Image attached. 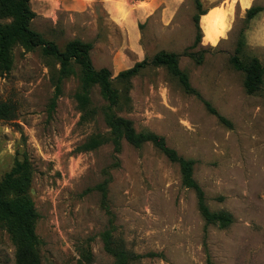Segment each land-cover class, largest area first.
Returning <instances> with one entry per match:
<instances>
[{"label": "rangeland", "instance_id": "374dc122", "mask_svg": "<svg viewBox=\"0 0 264 264\" xmlns=\"http://www.w3.org/2000/svg\"><path fill=\"white\" fill-rule=\"evenodd\" d=\"M125 1L150 10L137 22L135 48L124 29L102 20L94 28L76 25L63 12L55 23L34 16L28 27L60 51L73 39L89 43L93 69L106 68L118 91L113 114L128 119L136 132L161 136L191 160L207 208L233 221L224 229L205 225L176 164L150 144L113 142L103 121L107 104L96 86L79 111L76 65L70 64L56 91L57 62L39 47L26 51L13 43L10 68L0 74V101L15 107L12 120L0 121V179L14 160L26 161L39 264H111L100 240L106 230L124 250L143 256L133 264H205L206 258L212 264H264V73L259 90L246 95L243 74L228 61L241 38V62L255 57L264 68V0H200L217 10L201 18L194 47L193 0ZM251 6L262 10L245 21ZM10 21L0 18L1 25ZM159 51L177 55L190 87L230 127L184 93L162 66L148 64L126 82L113 80ZM96 135L106 141L81 151ZM0 264H14V247L1 230Z\"/></svg>", "mask_w": 264, "mask_h": 264}, {"label": "trees", "instance_id": "16d2710c", "mask_svg": "<svg viewBox=\"0 0 264 264\" xmlns=\"http://www.w3.org/2000/svg\"><path fill=\"white\" fill-rule=\"evenodd\" d=\"M30 0H0V18H9L8 24H0V74L6 73L10 68V46L19 43L21 47L28 51L36 47L41 49L44 56L52 57L59 65L58 78L54 84L55 90L61 79L68 73L70 64L79 68V92L75 95V100L79 111L84 112L89 105L88 92L91 87L96 86L100 97L106 102L103 112V121L108 129V133L116 144L123 140L133 148H139L142 144H150L168 162L176 164L180 175V183L184 188L193 191L197 211L203 219L205 225L216 226L224 229L231 225L233 219L230 214L218 211H210L206 204L202 190L192 178L193 162L186 160L169 148L164 139L153 133L136 132L132 123L125 118L115 116L112 112L119 100V94L112 87V79L106 68L94 70L89 58L91 45L80 40L73 39L67 42L60 51L52 42L44 40L38 33L28 27L29 21L35 16L29 7ZM194 13L191 22L194 29L192 47L196 46L201 39L199 28L200 19L206 15L210 8L203 7L200 0H193ZM261 7L251 6L245 10V21L251 20ZM243 40L239 38L233 54L228 61L235 71L243 74L242 87L246 95H252L259 90L262 83L264 68L255 57H251L247 63L243 64L239 58ZM187 56L192 57L191 54ZM153 67L162 66L174 77L184 93L193 95L203 105L206 112L214 116L217 121L230 127L228 121L219 116L208 102L202 100L197 92L189 85L187 76L181 72L177 66V55L159 51L155 53L150 61L145 60L134 63L132 67L120 71L113 78L126 82L136 76L146 65ZM15 107L9 101H0V121H10L14 117ZM85 113L82 114V119ZM106 141L102 135L89 137L81 146V151H92ZM29 167L25 160H14L12 167L3 174L0 179V230L9 238L14 247V264H39L36 251L37 238L34 234V223L37 215L33 204L28 196L30 182ZM103 251L111 258V264H133L143 256L133 255L116 243L109 232L104 231L100 235ZM144 256H154L147 254ZM205 264H212L206 258Z\"/></svg>", "mask_w": 264, "mask_h": 264}, {"label": "crops", "instance_id": "0c3cea01", "mask_svg": "<svg viewBox=\"0 0 264 264\" xmlns=\"http://www.w3.org/2000/svg\"><path fill=\"white\" fill-rule=\"evenodd\" d=\"M30 2V9L35 16L51 23H55L56 15L63 12L68 16V21L80 26L87 22L94 28L97 20H102L104 24H113L114 27L126 31L128 41L134 48L137 46V22L148 18L150 13V10L140 6V2L129 6L125 0H30ZM214 10L217 9L212 8L209 11Z\"/></svg>", "mask_w": 264, "mask_h": 264}]
</instances>
